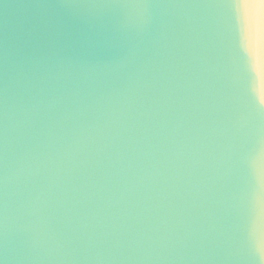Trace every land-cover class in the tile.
I'll list each match as a JSON object with an SVG mask.
<instances>
[{
    "label": "water",
    "instance_id": "1",
    "mask_svg": "<svg viewBox=\"0 0 264 264\" xmlns=\"http://www.w3.org/2000/svg\"><path fill=\"white\" fill-rule=\"evenodd\" d=\"M0 264H264V0H0Z\"/></svg>",
    "mask_w": 264,
    "mask_h": 264
}]
</instances>
